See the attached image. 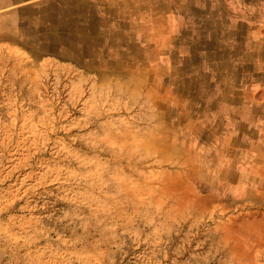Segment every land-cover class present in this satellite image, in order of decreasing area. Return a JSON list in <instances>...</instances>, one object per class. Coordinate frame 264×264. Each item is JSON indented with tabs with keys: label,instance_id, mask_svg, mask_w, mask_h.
Wrapping results in <instances>:
<instances>
[{
	"label": "rangeland",
	"instance_id": "rangeland-1",
	"mask_svg": "<svg viewBox=\"0 0 264 264\" xmlns=\"http://www.w3.org/2000/svg\"><path fill=\"white\" fill-rule=\"evenodd\" d=\"M107 5L0 0V264H264V125L179 97Z\"/></svg>",
	"mask_w": 264,
	"mask_h": 264
},
{
	"label": "crops",
	"instance_id": "crops-1",
	"mask_svg": "<svg viewBox=\"0 0 264 264\" xmlns=\"http://www.w3.org/2000/svg\"><path fill=\"white\" fill-rule=\"evenodd\" d=\"M99 1L112 4L106 9L112 18L121 10L122 29L126 24L145 29V50L152 47L156 62L164 56L167 71L187 82L177 90L179 97L193 100L202 114L217 120L219 114L237 116L238 139L248 138L243 131L261 130L264 0Z\"/></svg>",
	"mask_w": 264,
	"mask_h": 264
}]
</instances>
